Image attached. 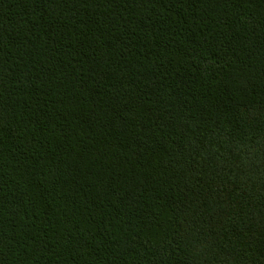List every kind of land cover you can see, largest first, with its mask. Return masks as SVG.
<instances>
[{
	"label": "trees",
	"instance_id": "trees-1",
	"mask_svg": "<svg viewBox=\"0 0 264 264\" xmlns=\"http://www.w3.org/2000/svg\"><path fill=\"white\" fill-rule=\"evenodd\" d=\"M0 264H264V0H0Z\"/></svg>",
	"mask_w": 264,
	"mask_h": 264
}]
</instances>
